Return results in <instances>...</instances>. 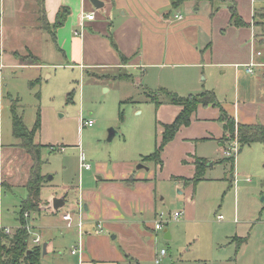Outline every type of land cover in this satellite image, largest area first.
Segmentation results:
<instances>
[{
    "label": "rangeland",
    "instance_id": "374dc122",
    "mask_svg": "<svg viewBox=\"0 0 264 264\" xmlns=\"http://www.w3.org/2000/svg\"><path fill=\"white\" fill-rule=\"evenodd\" d=\"M42 7L39 0H0V145H4L0 180L5 186L0 190V225L11 231L5 234L10 237L20 225V203L28 193L20 181L30 176L31 165L28 152L7 147L20 142L12 132L14 104L29 129L40 110L41 126L33 143L42 145V205L46 207L52 197L65 200L55 214L27 210L26 223L40 236L39 245L48 238L39 225L76 209L81 201L91 202L89 211L83 208L84 215L102 223L117 220L118 233L109 237L116 235L114 243L138 257L134 260L128 253L129 263L264 264V143L238 146L232 163L217 139L195 140L193 134L202 128L193 125L166 144L162 164L143 161L155 150L162 125L169 123L171 114L158 115L149 97L163 100L166 96L159 90L166 88L154 82L146 85L144 75L133 70L66 63L46 35ZM29 52L44 64L25 65L17 60ZM126 72L132 74L130 79L117 76ZM87 119L93 120L91 126L81 124ZM211 121L207 131L216 136L221 121ZM110 129L116 133L108 139ZM182 151L187 159H207L203 178L195 184L183 183V178L192 176L193 167L182 162ZM81 154L89 169L80 167ZM140 163L144 167L137 168ZM10 164L16 170L14 176H6ZM174 211H181L180 218H168ZM160 213L165 222L156 231L154 221ZM35 234L29 236L30 246L35 245ZM57 237L62 242L60 250L67 252L68 241L74 238L64 240L60 233ZM239 237L244 241L240 246ZM0 242L8 243L6 238ZM161 249L165 255L155 263Z\"/></svg>",
    "mask_w": 264,
    "mask_h": 264
},
{
    "label": "crops",
    "instance_id": "0c3cea01",
    "mask_svg": "<svg viewBox=\"0 0 264 264\" xmlns=\"http://www.w3.org/2000/svg\"><path fill=\"white\" fill-rule=\"evenodd\" d=\"M99 1L103 5L96 8L90 0H42L49 24L54 23L60 7H68L69 13L55 31V41L51 34L46 33L66 63L80 68L137 71L144 75L146 85L154 82L179 95L207 89L214 92L220 107L237 123L264 125V24L261 18L264 0H216L214 4L208 0H185L177 8L171 6L170 0ZM214 7L216 9L213 10ZM231 7L245 25L238 26L230 22ZM82 12H93L94 17L91 20L84 19L83 26H80ZM176 15L181 17L177 18ZM122 56L125 57L124 61ZM42 62L25 65L42 66ZM250 63L254 65L248 71ZM122 74L128 75L127 79L132 75L126 72L117 76ZM220 107L198 105L191 114L190 123L179 127L175 139L190 126H198L202 129L196 131L193 138H215L222 151L226 142L221 141L224 129ZM179 110L177 104L163 102L157 106L158 115L171 113L168 122L174 119ZM211 119L221 121L216 136L207 131L209 125L213 124ZM9 146L19 148L18 143ZM3 148L1 144L0 150ZM184 151L180 154L183 156L182 162L191 163L194 174L195 158L187 159ZM2 169L3 165L0 167L1 177L4 176ZM15 172L11 164L5 168L6 176H14L12 174ZM26 181L20 183L25 185ZM4 187L1 178V192ZM7 188L10 189V186ZM53 198L46 201V207L41 202L40 210L43 213H56L52 206ZM82 205L86 211L91 208V202ZM61 215L39 225L41 233L48 237L43 242L46 243V251L41 253L40 264H132L126 261L128 253L132 259L138 260L126 247L114 243L116 235L109 237L112 232L118 233L116 219L102 223L101 220L84 215V212L82 251L72 253L79 236L76 220H73L71 227H67ZM98 222L104 228L101 232L96 231ZM57 233L64 240L74 238L68 241L71 244L67 252L60 250L62 242ZM165 235L167 238L170 236L168 231Z\"/></svg>",
    "mask_w": 264,
    "mask_h": 264
},
{
    "label": "trees",
    "instance_id": "16d2710c",
    "mask_svg": "<svg viewBox=\"0 0 264 264\" xmlns=\"http://www.w3.org/2000/svg\"><path fill=\"white\" fill-rule=\"evenodd\" d=\"M41 5L42 0H39ZM171 6L177 8L185 0H170ZM199 1V0H197ZM214 4L216 0H208ZM216 7L213 8V10ZM43 19L44 22L48 25V33L51 34L53 41H55V31L61 26L65 20V17L69 13L68 7L62 6L56 13L55 21L53 24H49L46 19L44 7H42ZM262 22L264 24V13L261 14ZM230 22L234 25L243 26L246 23L241 20L239 15L234 8L231 7V20ZM27 58H29L27 60ZM123 61L125 57L122 56ZM19 60L22 64H40L41 59L34 55L32 52L27 53L23 57H19ZM119 78H128V75L122 74L118 76ZM163 97V100H160L159 97H149V100L153 101L156 106L160 105L163 102L177 104L180 106V110L174 117V119L169 123H164L162 125L161 137L160 140L156 142L155 150L143 157V161L150 160L156 164H162L161 154L165 145L170 142L176 132L178 131L181 125H188L190 123L191 114L196 110L198 105L203 104H212L213 106H219L220 103L215 97L213 91L203 90L199 93L188 94L187 96H180L177 93H174L170 90L161 89L159 90ZM157 92V94L159 93ZM71 96L69 93L68 97ZM70 99V98H69ZM221 114L223 115V129L224 135L221 138V141L226 143L232 140L237 136L239 146L248 145L253 142H262L264 143V125L261 123L253 124H244L237 123L224 109L220 107ZM11 119H12V132L13 135L20 139L18 142L19 147L28 152L31 156V165H30V176L28 177L25 186L27 187L28 193L25 199L21 200L20 203V216L19 223L20 225L15 228L13 234L8 237L2 230H0V239H7V244L0 242V264H40L42 246L33 245L30 246L29 232L24 227L26 220L24 217V212L29 211H38L40 210V189L43 181V177L40 174V147L41 144L35 145L33 143V138L38 132L41 126L40 122V110L36 112V118L33 123L32 128H27L23 123L22 117L17 113L16 107L14 104L11 105ZM236 130V131H235ZM226 134V136H225ZM236 134V135H235ZM235 135V136H234ZM35 145V146H32ZM232 163L234 162V157H228ZM206 160L204 158H195L194 164V174L190 178H183V183L187 184L192 182L195 184L197 181L201 180L203 177L204 167ZM238 246L243 241V238H236ZM28 250L30 252L28 253Z\"/></svg>",
    "mask_w": 264,
    "mask_h": 264
},
{
    "label": "built area",
    "instance_id": "2783aa9c",
    "mask_svg": "<svg viewBox=\"0 0 264 264\" xmlns=\"http://www.w3.org/2000/svg\"><path fill=\"white\" fill-rule=\"evenodd\" d=\"M94 17V13L93 12H82L81 13V20L79 22L80 26H83V20L84 19H88L91 20ZM177 18H180L181 15H176ZM75 33H78L77 31H75ZM254 63H250L249 68L247 69L248 71H251V66H253ZM0 66H2L1 62H0ZM81 124L83 125H87V126H91L93 124V120L92 119H87L85 121H83ZM238 140H237V136H235L232 140L228 141L226 143V145L223 147L222 153L225 157H235L236 153L238 152ZM79 165L81 168L84 169H89L90 168V164L88 162H85L84 156L83 154L80 155L79 157ZM83 205L81 202H78L76 209H73L72 211H68L65 214H63V219L66 221V226L67 227H71L73 225V220H76V226L78 228V241L76 243V245L72 248L71 252L72 253H81L82 251V235H83V220H82V213H83ZM29 215V213L26 211L24 212V217L27 218ZM73 216H75L73 218ZM159 217L157 219H155L154 221V229L157 230H161L164 224V220L161 216V213L158 215ZM181 216V211H174L172 214H170L168 216V218L171 219H178ZM219 219L222 218V215L218 216ZM168 221V219L166 220V222ZM24 227L27 229V231L29 232V234H35L32 230V227L27 225V223L24 225ZM96 228H97V232H101L102 231V225L101 223H96ZM0 229L4 232V233H10V228L9 227H0ZM33 243L35 245H39L41 244V240L39 235L35 234L33 239H32ZM165 255V250L161 249L159 251V253H157V256L155 257V263H159L161 258Z\"/></svg>",
    "mask_w": 264,
    "mask_h": 264
},
{
    "label": "water",
    "instance_id": "95a60500",
    "mask_svg": "<svg viewBox=\"0 0 264 264\" xmlns=\"http://www.w3.org/2000/svg\"><path fill=\"white\" fill-rule=\"evenodd\" d=\"M90 2L96 8H99V7H101L103 5V3L101 1H99V0H90ZM115 133L116 132L113 129H110L109 135H108V139H111L115 135ZM141 167H144V165L141 164V163L137 165V168H141ZM64 204H65L64 197H54L53 200H52V206H53L54 210L59 209ZM45 251H46V243H43L42 244V252L45 253ZM29 252H30V250H28V253Z\"/></svg>",
    "mask_w": 264,
    "mask_h": 264
}]
</instances>
